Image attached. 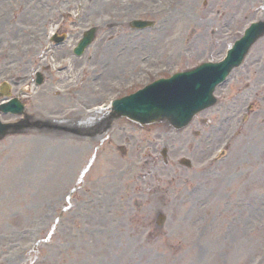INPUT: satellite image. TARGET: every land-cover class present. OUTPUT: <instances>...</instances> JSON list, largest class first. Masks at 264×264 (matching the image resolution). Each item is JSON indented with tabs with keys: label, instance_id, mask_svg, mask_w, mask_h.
Returning <instances> with one entry per match:
<instances>
[{
	"label": "rangeland",
	"instance_id": "374dc122",
	"mask_svg": "<svg viewBox=\"0 0 264 264\" xmlns=\"http://www.w3.org/2000/svg\"><path fill=\"white\" fill-rule=\"evenodd\" d=\"M44 1L45 11L49 13L54 11H49L48 6L58 8L65 5V0ZM79 1L83 2L79 6H87L85 12L88 19V13L90 16L95 3L90 2L88 7L89 1ZM131 1L133 0L110 1L104 14L99 17H120V5ZM181 1L176 12L186 10L190 17L188 24L186 20L175 25L171 20L163 27V21L159 20L152 31L150 46H146L149 43L146 44L143 33H139L142 35L138 34V37L131 34L132 39L128 40L126 45L133 54L137 52L138 63L142 64L141 58L147 57L145 64L154 67L159 57L162 61L158 64L167 62L168 67L162 73H169L207 59L209 54V57H215L230 40L220 33V44L213 45V48L206 40L186 38L187 42L183 44L185 57L183 56L182 60L176 59L177 65L173 67L174 62L168 58L167 53L169 48H174L171 41L175 36L181 35L183 31V34H187L192 28L196 30L195 26L198 28L197 32L200 30L201 33H206L209 28H218L224 16L234 14L241 4V0H234V5H230L228 3L233 0H229L224 4L229 8H223L216 6L215 1L218 0ZM210 1L213 2L212 5H205V2ZM160 2L149 0L136 6L134 11ZM253 2L254 0L249 1L251 17L248 20L255 18L254 12L258 8V1ZM34 5L40 6L37 0H0V15L8 17L10 22L0 27V36L8 30L11 22H18L21 17H25L27 24L24 27H31L32 33L34 18L38 13ZM40 13H44L43 8ZM261 16L264 17V13ZM51 17L53 22L58 19L56 15ZM125 18L122 19L125 21ZM86 19L84 25L88 24ZM245 22L247 20H242L243 24ZM46 27L49 28L50 25ZM124 30H129L130 33L133 31L122 25L118 33L125 34L127 31L123 32ZM20 42L17 45L19 48L24 43ZM101 52L94 47L90 51L88 48L86 54L91 59L87 61L86 56L83 63L88 65L90 61L98 62L100 55L106 58L107 53ZM125 53L127 52L123 54ZM160 54H163V57ZM253 60L255 65L252 64ZM262 60L264 61V39L253 46L247 62L234 72L230 82L233 89H223V97L227 99L229 106L219 113L215 110L204 114L216 124L223 112H238L246 101L254 100V108L239 136L234 139L230 154L217 163L216 168L204 165V160L230 129L229 126L222 132L214 131L217 126L210 129L209 137L201 140L196 152L188 148L186 143L176 144L183 153L193 157L197 170L190 173L181 172L175 179L170 177L165 195L173 199V204L165 210L167 220L159 230L154 228L150 231L152 227L149 219L152 218L159 203L156 201L160 200L161 195H150L151 199L140 211L132 209L129 203L121 206L119 197L126 194L123 192L128 184L116 172L123 166L111 163L106 157V150L101 151L95 163L87 169L82 185L78 184L79 187L66 201L71 184L77 176L74 175L72 182L67 185V165L63 167L65 162H62V159L52 158L50 152H47V158L37 159L38 155L43 156L42 154L52 146L47 143H53L57 148L58 141L48 140L43 136L44 138L40 139L47 141L34 145L38 136L35 137L36 134L29 132L30 134L10 136L1 142L0 264H264V70L258 79L254 74L255 67H259L258 63ZM3 61L4 57L0 58V67ZM25 66L27 70L31 64ZM94 67L105 71L102 86L107 87L113 81L110 80V75L106 78V70L100 68L99 64ZM8 68L5 67L4 70ZM141 71L139 67L133 77L138 76ZM129 73L131 72L123 70L119 72V76L127 77ZM157 73L162 74L160 71ZM89 95L92 98L100 97ZM235 96L238 98H234ZM42 97L49 98L31 95L27 103L30 114L33 111L32 106L43 102ZM83 98L85 96L81 99ZM235 104L236 108L231 106ZM41 114L48 116L51 113H47L45 109ZM27 137L29 139H26ZM119 140L122 141L121 138ZM64 150H60L61 155ZM34 158L35 160H32ZM115 184L119 190L112 196L110 191L114 190ZM191 184H195V190L184 193L185 186ZM108 193L111 195L109 203L106 200ZM129 194V201L131 199L132 202L135 198L132 181ZM196 200L197 206L192 208ZM147 209H151V212L146 211ZM57 212L62 215L55 221ZM116 224L122 227L120 232L115 230ZM147 232H150L149 237L146 236ZM15 257L19 262L15 261Z\"/></svg>",
	"mask_w": 264,
	"mask_h": 264
},
{
	"label": "bare ground",
	"instance_id": "6f19581e",
	"mask_svg": "<svg viewBox=\"0 0 264 264\" xmlns=\"http://www.w3.org/2000/svg\"><path fill=\"white\" fill-rule=\"evenodd\" d=\"M110 4V2H107V5H106V7L108 6ZM128 5V4H127ZM128 7H130L129 5H128ZM18 35V33L17 32H14L13 34H14V38H16V34ZM217 38V40H216V45L219 43V36L218 37H216ZM133 57V56H132ZM131 57H129V59H130ZM134 61V60H133ZM115 65V64H114ZM71 71H69V70H67V71H65V73L67 74V76H71V74L73 73V71L75 70V68H73V66H72V68L70 69ZM263 70H264V63H259V67H255V71H256V77H257V79L259 78V77H261L262 76V73H263ZM51 104L52 103V101H50V100H45L44 101V105H46V104ZM54 103H56V102H54ZM54 103H52V104H54ZM54 107H55V104H54V106H53V109H54ZM47 152H50L51 153V157L53 158V157H55V148L54 147H50L45 153H43L42 155L43 156H41V155H38V157L39 158H37V159H44V158H47ZM32 160H35V158L34 159H32Z\"/></svg>",
	"mask_w": 264,
	"mask_h": 264
},
{
	"label": "water",
	"instance_id": "95a60500",
	"mask_svg": "<svg viewBox=\"0 0 264 264\" xmlns=\"http://www.w3.org/2000/svg\"><path fill=\"white\" fill-rule=\"evenodd\" d=\"M257 32H258V30H257V29H253V31H252V35L254 36V34H255V33H257ZM230 62H231V61H228V63H229V64H228V66H230V65H231V63H230Z\"/></svg>",
	"mask_w": 264,
	"mask_h": 264
}]
</instances>
